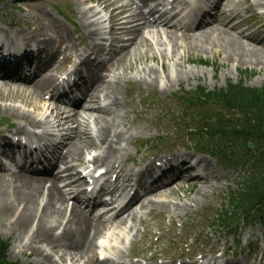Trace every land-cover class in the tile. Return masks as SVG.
<instances>
[{"label": "bare ground", "instance_id": "bare-ground-1", "mask_svg": "<svg viewBox=\"0 0 264 264\" xmlns=\"http://www.w3.org/2000/svg\"><path fill=\"white\" fill-rule=\"evenodd\" d=\"M88 1H93L100 9V11L95 12L94 7L81 12L80 20L88 38L91 40L90 51H92V55L103 51L101 42L103 39L106 40L108 31L116 29L119 37H129L124 47L114 50L107 64H113L116 68V73L110 74L111 79L117 76L120 77V69H124V72H126L129 66H134L139 60L149 56L155 61L158 60L157 62L161 64L160 67L162 68H164L165 58L170 62L176 60V64L182 61L177 66L175 73H166L165 82L167 84H180L183 78L190 81L200 76L199 73L195 74V72L186 71L184 68V63L192 60L193 51L208 52L215 57H222V64L224 66L232 65L233 68L250 63L259 64L262 59V55L256 46L244 42L243 35L241 37L233 35L225 24L217 19L199 26L196 33L185 34L183 32L180 34L176 28L168 29L165 26L162 27L159 24H152L147 21L140 5H147L151 0ZM179 1L173 0L172 4H177ZM30 8L36 11L35 5L31 4ZM104 11H108L110 14V19L105 22L102 18L97 19V16ZM107 23L112 24V26H107ZM47 33L46 27L39 26L27 40L36 42L44 40L43 43L47 47H53L55 42H58L57 39L75 44V40L71 41V33L67 28H64L60 33L52 32L56 36L55 39L47 37ZM38 37H41V39L38 40ZM95 37L96 39H92ZM122 41L124 42L125 38ZM77 48L78 45L75 44L72 50ZM157 48L162 53L166 51H170V53L159 57L155 54ZM179 51H183L186 55L184 62L183 56L178 54ZM78 53L81 64L92 61L90 57ZM52 66L50 65L45 69L30 85L0 79V93L12 94L5 98L0 97V100L11 101L12 103L20 102L26 106L30 104L29 99L38 100L44 88L55 77ZM143 72H145L143 80L154 86L158 80L157 71L149 69ZM96 75L95 82L91 86L93 87L90 90L91 92L85 95L83 101L79 104V108L69 112L59 111L58 106H50L49 108V110L53 109L51 112L53 116L56 114L55 118L58 125L63 129L68 127L67 129L70 132L63 148L65 154H61L58 158V163L60 162V164L66 166L62 177L51 175L46 178H38L23 173L9 176L0 174V226L4 229L9 227L8 233L11 235L17 233L18 247L16 249L18 254L31 257V259L41 264H58L54 255H57L62 264L67 262L71 264H101L94 262L92 254H94L95 248L101 244L99 242L101 236L105 234L107 229L110 231V228L104 220L95 219L94 216L92 217V215L81 211L75 202L73 207L69 206L70 197L67 201L68 193L71 196V191L75 187L69 184L66 185V183L74 176L75 166L82 162L86 154L93 151L98 152L99 145L103 151L94 158L95 164L106 165V163H115L117 160L125 159L129 154L125 144L132 141L133 131L127 127L126 119H117L106 109L103 110L98 107L90 111V105L97 104L103 89L109 88V83L106 82L102 72L99 71ZM113 90L115 91V89ZM108 96L106 95V97ZM0 111L9 114L17 112L21 120H30L32 117L27 115L24 109H17V107H6V109L0 107ZM39 116L45 118L43 114ZM120 120H123V122L121 123ZM91 122L96 124L95 134L98 142L90 137L88 127ZM83 124L84 129H82ZM201 163L204 165V173L208 175L213 167V162L206 158ZM141 175V173L137 174L136 179L138 180ZM221 179V176L212 175L211 183L213 184H211L208 183L206 177L195 178L193 184L198 181L202 183L197 192V200L199 201L200 198L202 199L206 194L212 192L215 187H219ZM179 182L175 183V186ZM60 184L64 186L68 193ZM172 187L174 185H166L159 190L154 188L146 194L143 193L134 200V203L127 208L126 212L117 218L119 220L116 228L120 229L123 225L130 224L129 230L133 232L137 222L143 223L144 221L145 213L142 211L148 212L149 210L152 212L155 209L164 213L174 211L178 216L192 211V208L195 207L187 204L188 195H186V198H179L171 189ZM207 189L208 191H206ZM167 198H169V201L166 203ZM197 200L192 198L191 202L198 205ZM138 204L139 208H134ZM66 210L68 211L66 212ZM125 257H128V255L120 251L116 259L125 263ZM114 262L118 261L114 260Z\"/></svg>", "mask_w": 264, "mask_h": 264}, {"label": "rangeland", "instance_id": "rangeland-1", "mask_svg": "<svg viewBox=\"0 0 264 264\" xmlns=\"http://www.w3.org/2000/svg\"><path fill=\"white\" fill-rule=\"evenodd\" d=\"M21 1H25V0H4L0 2V24L1 25L2 24L6 25V24L11 23L13 29H17V30L19 29L20 32H23L25 30H28V31L30 30V27H32L31 26L32 24L28 25L27 23H25V21H21L20 16L24 15L25 13H29L31 10H29L25 6L26 10H22L21 12L18 11V9L16 8V4H21L20 3ZM28 1H31V0H28ZM71 1H72L71 11L74 10V12L78 14V11L80 9L77 6L78 1L77 0H71ZM32 2L37 3L38 6L41 5L43 12L44 10L45 12H48L49 15L53 18L54 21H56L58 25L68 26L66 23L62 22L53 11L51 12L49 10L50 8L49 6L53 4V2H56V0H32ZM22 3H25V2H22ZM243 4L245 3L243 2ZM243 4H241V6L244 7V10L242 14L240 15V17L246 18L250 15L249 10H253L254 7L250 8L249 6L248 9H246L247 6ZM89 5L90 4L86 3L84 8L89 7ZM34 14H37L39 16V19H36V17L32 16V18L29 19L28 21H35L34 26L36 24L46 26V23L48 21L44 22L40 14L38 13H34ZM155 54L161 57L163 54L166 55L167 51L165 53H162L161 50L157 48ZM192 54H193L192 60L190 62L184 63L185 64L184 68L186 69V71L190 70L192 72H195V74L199 73L200 76L196 79H191L190 81H188L183 78L180 84L173 83L170 85H163L165 82L166 73H171V72L174 73L177 69V66L182 61L176 64V60L173 62L172 61L170 62L167 59H165L166 61L164 63V70L162 69L163 70L162 72H160L161 70L160 71L157 70L158 71L157 73L159 74V77H160V81H162L163 84L160 83L162 86L156 85L154 89V93H155L154 96L156 97L153 96L152 103L156 104L159 108H162V109L165 108L169 110L173 109V111H175L176 113V116L183 118L182 111L184 110V108H182L180 104L176 101V99L174 98V95L180 92L195 91L198 88H206L209 91H211V90L226 87V85L229 82L237 83L241 79H243L246 85L251 88H261L264 86V55H262L263 54L262 52H261L262 59L259 64L250 63L245 66L240 65L238 68H233L232 65L224 66L222 64L223 63L222 57H215L208 52L202 53L198 51H193ZM179 55L183 56V61H184V59L186 58L185 57L186 55L184 54V52L181 51ZM202 63H207L209 64V66L202 65ZM160 66L161 64L151 59V57L142 58L136 64H134L133 69H128L127 77L130 80L132 79L133 81V78L135 77L137 71L143 72L144 70H149L153 68L160 69ZM202 73L204 74V76ZM129 87L130 89H132V95H131L132 100H128V103L133 104L135 108L139 111L140 108L137 104H140V100L143 97H145V95H147L148 92L144 91L142 88L138 87L137 85H134L133 83L129 84ZM123 93L124 92L122 90V96H123ZM156 109L158 108L156 107ZM126 112H128V110H123L122 114H125ZM164 114L165 113H163L162 115ZM151 119H152L151 116H147V117L144 116L142 118V121L136 122V125L143 124L146 126V131L144 133H147V137H151L155 135L156 131L160 132L157 125H155L154 128L150 127ZM169 120H170L169 117L164 119V122H166V123L163 122L164 128H171V125H170L171 122ZM133 121H134L133 116L130 113L129 123ZM188 124L190 125L191 123H188ZM144 133L141 134L142 138L144 136ZM148 133L150 134L148 135ZM139 159H140V156H138L135 159L136 163L138 162ZM230 187H234V184L230 185ZM175 197L177 198V196ZM205 198H206L205 201H210V200L214 201L215 196L211 193V194H208ZM168 201H169V198H167L166 203ZM215 204L218 206L219 203L216 202ZM205 208H206V205L204 204L203 206L201 205L199 210H202ZM168 215L171 216V218L173 219L182 218L181 216L176 217L177 214L174 211H170L169 213H163L160 210L155 209L154 211L149 212L148 215L145 216L146 220L143 221V223H140V222L137 223L136 228L134 229L133 232H130V235H129V239L131 237L133 241L137 240V242L133 246V249L135 248L139 249V252L145 253L146 256L148 255V252L158 251L159 253L161 252L168 253L169 257H177L181 255L183 252L188 253L190 250H195V240L196 239L200 240L199 243L198 242L196 243V249L203 248L201 243H206V241L203 239L202 236L198 237L199 235L197 232L198 231L197 228H199L200 226V224L198 223V219L191 218V216L190 217L186 216V219L182 220L186 222V224H184L186 225V227L183 231V234H186V235L184 236L182 234L180 237H178V234L180 233V231L177 234L174 233L175 228H176L174 227V224H175L174 222L176 221H173V219H171V221H173V224L170 226L169 220L166 219L168 218ZM150 230L153 233V235L151 234ZM0 231H1L0 234L2 235L4 239L11 240V238H9V235L7 234L8 230L6 231V234H4L1 229ZM257 232L260 233L259 230H257ZM13 236H15V234ZM158 236H161V237H160V240L156 242L157 240L156 237ZM189 238H191V240H188ZM182 239L184 242H186L185 244H188V250H186V247L184 248V246L182 249L179 248V245ZM228 240L230 242L228 246L233 248L234 240H231V238H228ZM246 244L247 242L244 241V245ZM13 246H14V243L12 242V248ZM190 246L191 248H189ZM254 246H257V244H255ZM206 248L209 250L212 247L207 244ZM152 254L153 253L149 254V256H152ZM10 260L18 261L22 264H39L37 261L35 260L32 261L30 258L28 259L26 256L18 258L17 260H14L10 257Z\"/></svg>", "mask_w": 264, "mask_h": 264}, {"label": "trees", "instance_id": "trees-1", "mask_svg": "<svg viewBox=\"0 0 264 264\" xmlns=\"http://www.w3.org/2000/svg\"><path fill=\"white\" fill-rule=\"evenodd\" d=\"M216 95L219 99L224 100L227 104H231L232 106L244 107L245 109L253 110L251 114L252 117H255V124L253 126H249V131H256L249 133L252 134H260L263 133L264 128V90L263 91H246L240 88H231L228 90L226 94ZM234 128H236L234 126ZM246 130V132H249ZM219 133V132H218ZM217 133V134H218ZM234 133H237L236 131ZM226 141V140H224Z\"/></svg>", "mask_w": 264, "mask_h": 264}]
</instances>
